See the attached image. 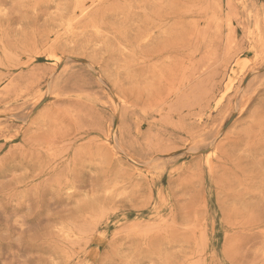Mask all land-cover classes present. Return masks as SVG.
<instances>
[{"label": "rangeland", "instance_id": "1", "mask_svg": "<svg viewBox=\"0 0 264 264\" xmlns=\"http://www.w3.org/2000/svg\"><path fill=\"white\" fill-rule=\"evenodd\" d=\"M0 264H264V0H0Z\"/></svg>", "mask_w": 264, "mask_h": 264}]
</instances>
